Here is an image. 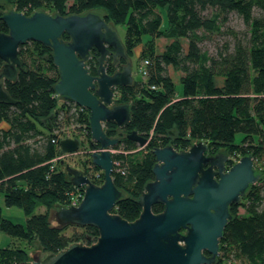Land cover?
Listing matches in <instances>:
<instances>
[{"label":"trees","instance_id":"trees-1","mask_svg":"<svg viewBox=\"0 0 264 264\" xmlns=\"http://www.w3.org/2000/svg\"><path fill=\"white\" fill-rule=\"evenodd\" d=\"M6 2L25 14L43 10L65 15L102 9L106 21L125 25L121 40L130 57L133 48L141 45L136 61L148 60L143 80L113 89L115 103L129 104L130 121L122 127L110 121L103 126L108 136L119 139L115 146L121 149L113 154L121 169L113 170L112 177L122 196L111 212L127 220L138 216L141 206L137 199L145 183L153 178L152 149L156 146L169 144L179 150L202 140L209 154H228L227 166L245 154L254 161L264 156V0H0V15L7 11ZM208 8L212 9L210 14H206ZM232 11L247 25L248 35L236 38L233 34L232 43L209 55L197 44L198 31L220 30ZM0 31H7L1 18ZM161 36L171 37V41L157 52L155 39ZM62 38L69 37L63 34ZM181 38L186 40L185 48ZM98 54L92 47L86 61L92 75L96 74ZM18 55L23 68L14 81H3L15 103L0 101V194L7 206H19L26 218L24 223H15L0 209V230L25 245L0 247V264H34L30 250L34 243L46 255L72 242L89 244L98 235L90 225L67 235L65 229L71 225L50 221L52 210L68 205L69 192L75 186L61 159L55 160L59 133L47 130L43 119L54 114L57 128L62 120L65 126L77 129L79 135L75 137H88L90 142L89 111L55 95L58 69L50 47L28 40L19 45ZM108 59L111 62V57ZM107 63L106 71L111 73L113 68ZM169 65L182 72L180 94L168 73ZM131 130L148 139L146 153L140 159L130 155L139 146L126 138ZM236 132L242 133L239 142L234 140ZM88 164L96 172L75 168L90 181L102 183L103 172L91 159ZM255 168L259 179L247 188L240 203L230 205L232 217L212 264H235V260L264 264V169ZM80 188L83 190V186ZM238 205L243 206L242 213H238ZM37 206L44 210L35 212ZM151 208L158 212L162 204L154 203Z\"/></svg>","mask_w":264,"mask_h":264},{"label":"water","instance_id":"water-1","mask_svg":"<svg viewBox=\"0 0 264 264\" xmlns=\"http://www.w3.org/2000/svg\"><path fill=\"white\" fill-rule=\"evenodd\" d=\"M7 31H0V101L15 103L3 86L14 81L23 68L18 55L20 44L34 40L52 50V61L58 69L54 91L88 109L91 162L103 171V181L96 184L86 176L75 160L60 163L73 186H83V195L67 206L53 211L60 226H94L95 241L72 242L57 252L34 257V264H212L219 253V240L232 214L231 204H238L247 188L259 179L250 154L242 155L229 166L228 154H209L207 143L194 141L186 149L172 145L152 149L155 162L153 178L140 195L138 216L127 220L111 212L122 191L112 177L113 159L109 147L118 143L103 129L110 121L118 127L130 121L128 103H115L113 89L133 82L131 57L125 51L116 29L101 13H48L34 10L30 14L8 9L0 15ZM69 38L64 40L62 35ZM98 51L96 74L88 72L86 61L90 49ZM126 60L121 69L106 71L105 62ZM54 116L43 119L47 130L55 126ZM52 123L51 124H49ZM127 139L144 146L148 139L129 131ZM59 154L75 151L78 137H64L58 142ZM74 166V167H73ZM75 166L80 169L75 168ZM83 169V168H82ZM154 203L162 209L152 211ZM207 253V254H206Z\"/></svg>","mask_w":264,"mask_h":264},{"label":"rangeland","instance_id":"rangeland-1","mask_svg":"<svg viewBox=\"0 0 264 264\" xmlns=\"http://www.w3.org/2000/svg\"><path fill=\"white\" fill-rule=\"evenodd\" d=\"M5 10L12 9L13 5H10L9 3H5ZM94 11L103 14L102 9L95 8L93 9ZM212 9L208 8L206 11V14H210ZM256 13L257 11L254 10ZM163 13V18L165 22V11L162 10ZM110 24L116 29L117 34L120 39L123 38L124 36V30H125V25L124 24H116L113 22V20H109ZM198 34L200 35V39L197 41L198 46L202 49L207 51L209 55L214 54L217 51V48H223L224 45H228L229 43H232L235 36L233 34H236V38H243L248 35V27L247 25L243 22L242 18L236 13V12H230L227 14V19L225 20L224 24L220 27V30H214V31H203L199 30ZM146 35L143 36V40L146 38ZM171 41V37L167 36H161L157 37L155 39V50L157 52H160L163 50L164 46ZM183 47H186V40L184 38H181ZM141 45L136 46L133 48V53L131 55V61H132V76L135 81H141L143 80V75L139 71V64L140 61H136V57L138 55V52L140 51ZM168 73L169 75L173 78V81L175 83V89L178 94L181 93L182 90V85L179 80V76L182 74L180 70L174 69L172 66H168ZM56 113V112H55ZM59 118V117H58ZM60 123V119H59ZM49 124L52 125V123L49 122ZM64 121L61 120V127L59 129L61 134H58L61 138L64 137H75L76 135L78 136L79 134L77 133V129L73 127L72 125L65 126L67 123L64 125ZM58 127V126H57ZM57 127H54L53 129L55 130ZM242 137L241 132H236L234 136L235 142H239ZM81 145L78 146V148L67 154H60L61 158L64 160V163H68L69 165L72 160H75L83 169L87 170L88 173L92 174L94 171L96 172V169H93V167L89 166V159L90 155L89 152L91 150L90 148V142L88 140V137H82L81 139ZM120 142V141H119ZM131 157L140 159L145 153L146 149L144 146H138L134 148L131 152ZM59 159V160H60ZM63 165V164H62ZM255 167H259V169H264V156L261 157V159L254 161ZM72 166V165H71ZM74 167V166H73ZM101 170V169H100ZM101 172H103L101 170ZM81 187V186H79ZM3 195L0 194V209L1 213L4 217L8 218L9 220L15 222V223H24L25 222V214L23 210L17 206V205H11L7 206L4 203ZM243 200V196L241 198ZM240 203V202H239ZM57 209V208H56ZM44 210L43 206H37L35 212H42ZM53 211H51L50 214V221L51 223H56L54 216H53ZM238 213L243 212V206L238 205ZM82 226L74 227L73 225L68 226L65 229V233L67 235L71 234L72 232L80 231L82 230ZM24 246L25 243L23 241L17 240L15 237H12L5 232L0 230V247L5 246V245H12V244ZM31 257H32V263L33 260H35L34 257H42L44 254H42L38 249H36V244L31 245ZM235 264H247L246 261L244 260H235Z\"/></svg>","mask_w":264,"mask_h":264},{"label":"built area","instance_id":"built-area-1","mask_svg":"<svg viewBox=\"0 0 264 264\" xmlns=\"http://www.w3.org/2000/svg\"><path fill=\"white\" fill-rule=\"evenodd\" d=\"M148 63V60L147 59H143V61H141L140 62V64H139V71L141 72V74L144 76L145 74H146V64ZM55 95H58L56 92H55ZM75 103V102H74ZM77 104V103H76ZM78 105V104H77ZM78 106H80V105H78ZM80 107H82V106H80ZM84 108V107H83ZM54 127H56V126H54ZM60 128H56L55 130H54V132H58L59 134H61L60 133V131H58ZM60 139H61V137H60ZM59 142V141H58ZM120 142H118L117 144H119ZM92 150V149H91ZM91 150H90V152H91ZM109 150L111 151V153H112V159H113V154H115V153H117V152H120L121 151V149L120 148H118L117 146H111V147H109ZM61 158V155L59 154L56 158H55V160H59ZM121 168H120V165H119V161H115L114 159H113V170L114 171H118V170H120ZM87 176V175H86ZM83 191L84 190H81V188L80 187H77V186H75V189L74 190H72V191H70L69 192V196H70V199H69V201L70 200H75V199H78V198H80L82 195H83Z\"/></svg>","mask_w":264,"mask_h":264},{"label":"flooded vegetation","instance_id":"flooded-vegetation-1","mask_svg":"<svg viewBox=\"0 0 264 264\" xmlns=\"http://www.w3.org/2000/svg\"><path fill=\"white\" fill-rule=\"evenodd\" d=\"M111 57V62L109 61V59L108 58H110ZM122 59L123 58H121V57H118L116 60H113V57H112V55L111 54H109L108 56H107V59H106V62H109V63H107V67H110V68H113V71H115V70H117V69H121L122 68V66L125 64V62H126V60L125 59H123V61H122ZM108 60V61H107ZM123 62H124V64H123ZM120 64H122V66H120ZM112 71V72H113ZM111 72V73H112ZM53 116H54V114H53ZM53 121H55V119H53ZM55 125H56V121H55ZM54 128V127H53ZM119 142V141H118ZM80 145H81V140H80ZM79 145V146H80ZM242 198V197H241ZM241 198H240V201H241ZM161 204V203H160ZM162 207H163V205H162ZM230 211V210H229ZM207 254V253H206Z\"/></svg>","mask_w":264,"mask_h":264},{"label":"crops","instance_id":"crops-1","mask_svg":"<svg viewBox=\"0 0 264 264\" xmlns=\"http://www.w3.org/2000/svg\"><path fill=\"white\" fill-rule=\"evenodd\" d=\"M0 125H3V124H0Z\"/></svg>","mask_w":264,"mask_h":264}]
</instances>
